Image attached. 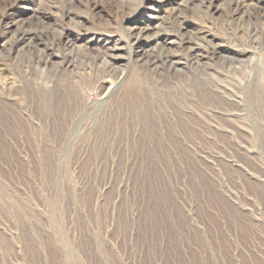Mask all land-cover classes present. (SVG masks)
Returning <instances> with one entry per match:
<instances>
[{
	"label": "rangeland",
	"instance_id": "obj_1",
	"mask_svg": "<svg viewBox=\"0 0 264 264\" xmlns=\"http://www.w3.org/2000/svg\"><path fill=\"white\" fill-rule=\"evenodd\" d=\"M0 26V264H264V0H0Z\"/></svg>",
	"mask_w": 264,
	"mask_h": 264
},
{
	"label": "bare ground",
	"instance_id": "obj_2",
	"mask_svg": "<svg viewBox=\"0 0 264 264\" xmlns=\"http://www.w3.org/2000/svg\"><path fill=\"white\" fill-rule=\"evenodd\" d=\"M210 3V2H209ZM263 3V2H262ZM237 6H240V5H237ZM2 21V20H1ZM2 23L4 24V22L2 21ZM182 25L180 24V27ZM1 27V26H0ZM153 29L152 27H150L149 25H142L139 27H134L131 29L130 31V38L131 40L134 42V44L136 46H138L139 44H141V41L144 39V40H151L152 42L156 43V45H164V43H169L167 38H163L161 35L159 34H154L153 33L151 34V32H153ZM182 29V27H181ZM41 30V29H40ZM39 30V31H40ZM6 31V30H5ZM4 31V33H5ZM37 31V29L35 30ZM34 32V31H33ZM18 35H17V40H16V44L18 45H21V46H28L31 44V41L33 39V36L31 35V33L29 31H27L26 29H24L23 27H19L18 28ZM39 36V35H38ZM178 36H180V45H183V46H189L191 44V42L188 40V39H184L183 36L179 33L178 31ZM14 39V38H13ZM40 39V38H39ZM12 39H10L11 41ZM15 42V41H14ZM36 42V41H34ZM5 46V45H4ZM11 46V45H10ZM14 46V45H13ZM19 47V46H18ZM12 48V47H10ZM15 48V47H14ZM137 48V47H136ZM189 48V47H188ZM191 50V53L190 55L191 56H196L198 53H199V50H196L193 49V48H189ZM153 54V53H152ZM165 56V55H163ZM169 59V56L165 58V60H168ZM171 59V58H170ZM178 66V65H177ZM8 128V127H7Z\"/></svg>",
	"mask_w": 264,
	"mask_h": 264
}]
</instances>
